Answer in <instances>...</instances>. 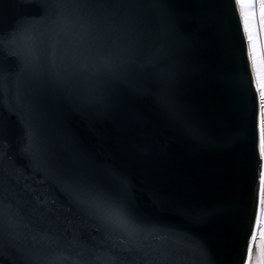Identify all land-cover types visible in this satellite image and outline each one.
<instances>
[{
	"label": "water",
	"instance_id": "obj_1",
	"mask_svg": "<svg viewBox=\"0 0 264 264\" xmlns=\"http://www.w3.org/2000/svg\"><path fill=\"white\" fill-rule=\"evenodd\" d=\"M238 19L230 0H0V264L247 259Z\"/></svg>",
	"mask_w": 264,
	"mask_h": 264
},
{
	"label": "snow or ice",
	"instance_id": "obj_2",
	"mask_svg": "<svg viewBox=\"0 0 264 264\" xmlns=\"http://www.w3.org/2000/svg\"><path fill=\"white\" fill-rule=\"evenodd\" d=\"M233 15L238 14L242 30V44H246L247 66L251 71L250 86L258 101L259 168L258 193L254 203V224L250 226L247 259L242 264H264V0H230ZM112 218L126 221L127 213L117 206L110 210Z\"/></svg>",
	"mask_w": 264,
	"mask_h": 264
}]
</instances>
